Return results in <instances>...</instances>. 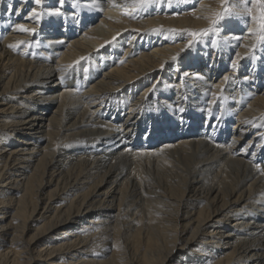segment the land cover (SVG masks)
Listing matches in <instances>:
<instances>
[{"label": "bare ground", "instance_id": "bare-ground-1", "mask_svg": "<svg viewBox=\"0 0 264 264\" xmlns=\"http://www.w3.org/2000/svg\"><path fill=\"white\" fill-rule=\"evenodd\" d=\"M259 12L0 0V264H264Z\"/></svg>", "mask_w": 264, "mask_h": 264}, {"label": "snow or ice", "instance_id": "snow-or-ice-1", "mask_svg": "<svg viewBox=\"0 0 264 264\" xmlns=\"http://www.w3.org/2000/svg\"><path fill=\"white\" fill-rule=\"evenodd\" d=\"M63 2V0H61V3ZM114 2V0H113ZM134 3L139 4V5H147L150 0H133ZM35 3L40 4L41 0H35ZM257 3L259 4V15L258 16H252V19L257 21L258 23V27L252 29L251 31L253 32H258L260 33V35L258 36V39L260 41H264V0H257ZM247 11L249 13H251L252 9L249 8L247 9ZM127 14V13H125ZM32 15H34L37 19H39L40 17V13H33ZM220 19H222L223 17H218ZM18 29L21 31H35L34 29H27L25 28L23 25H19ZM153 31H157V29H153ZM170 31H176V30H170ZM186 31H190V30H186ZM198 33L196 32H191V35L196 36ZM191 44V41L189 42ZM9 47H16V45H9ZM253 47H255V45H253ZM179 55V54H177ZM81 59H84L83 57ZM173 59H176V57H173ZM235 67V65H233ZM163 67V66H162ZM185 75H188L187 73H185ZM180 111H183V109H180Z\"/></svg>", "mask_w": 264, "mask_h": 264}, {"label": "rangeland", "instance_id": "rangeland-1", "mask_svg": "<svg viewBox=\"0 0 264 264\" xmlns=\"http://www.w3.org/2000/svg\"><path fill=\"white\" fill-rule=\"evenodd\" d=\"M196 2H197V1H196ZM196 2H195V5L197 4ZM182 6H183V5H182ZM78 13H79V14H78ZM78 13H77L76 15H77V16L80 15V16H79L80 18H85V17H86L84 13H80V12H78ZM226 13H229V12L227 11ZM77 16H76V17H77ZM245 26H246V25H245ZM244 28H245V30H246V29H247V26L244 27ZM227 68H228V65H227ZM227 68H225V70H226ZM222 73H223V72H222ZM222 73H219V74L217 75V78H216V79H218V78L220 77V75H222Z\"/></svg>", "mask_w": 264, "mask_h": 264}]
</instances>
